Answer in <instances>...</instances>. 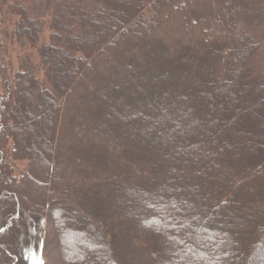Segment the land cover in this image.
Masks as SVG:
<instances>
[{
	"label": "trees",
	"instance_id": "16d2710c",
	"mask_svg": "<svg viewBox=\"0 0 264 264\" xmlns=\"http://www.w3.org/2000/svg\"><path fill=\"white\" fill-rule=\"evenodd\" d=\"M36 1L0 0V264H262L264 0Z\"/></svg>",
	"mask_w": 264,
	"mask_h": 264
},
{
	"label": "rangeland",
	"instance_id": "374dc122",
	"mask_svg": "<svg viewBox=\"0 0 264 264\" xmlns=\"http://www.w3.org/2000/svg\"><path fill=\"white\" fill-rule=\"evenodd\" d=\"M257 0H245V1H241V3L239 4H236V10L239 12L240 9H243L244 7H247L249 8L250 10H252L253 12H257L259 11L260 12V8L259 7H256L257 3H256ZM31 2H35V3H38L36 0H26V5L28 6ZM241 6V8L239 7ZM112 7H114V4H111L109 6V8L111 9ZM117 9L119 10V12H125L126 11V6L124 5H120L117 7ZM114 14V12L112 11L110 13V16H112ZM264 13H261V16H263ZM49 18L51 16H48ZM48 19V18H47ZM46 19V20H47ZM97 19V18H96ZM100 19V20H99ZM107 17H103V18H98V23L102 24L106 21ZM97 22V20H95ZM95 22V23H96ZM92 28L94 29V27L92 26ZM44 36H45V39L49 37L50 35V30H49V27H45L44 31ZM249 33H252L253 34V37L256 39L257 42H259L261 44V51L260 53H262V56H260L259 58V62L254 65L253 67H251L248 71H249V74H250V79L254 78V77H257V76H260L261 74H264V29H261V28H251L249 29ZM44 40V39H43ZM10 53H11V57L8 59V61H11L13 60V62L15 61V56L17 51L14 49V48H10ZM14 52V53H13ZM30 54L32 57V61L35 62L36 64L38 63V59H36L35 57V50L31 49L30 50ZM39 65V64H37ZM69 65H71L70 61H68L66 63L65 66L62 67V70H65V68H67ZM39 70L41 72V68L39 67ZM233 72V69L230 70V74ZM44 73L42 72L41 73V77H43ZM104 76V79H105V82H104V86H107L110 81H109V78H108V75H103ZM0 95H1V90H0ZM234 108H237V107H234ZM238 108H242V106L240 105ZM17 119H18V124L20 125V127L22 129H24V131L27 129V132H26V137H27V142L28 144L26 145L27 147L29 148H35L37 149V147H41L42 145H45V143H48V133L45 134L42 129H41V122L39 120L36 119V117H33V116H29L27 117L25 115V112H22V113H17ZM233 115V114H231ZM211 120V119H210ZM68 145H70V142H67ZM39 145V146H38ZM31 153L34 154V152L32 151ZM35 156V154H34ZM37 156H35L36 158ZM43 161L44 159L42 160H38L37 163L42 166L43 164ZM26 166H25V163H22L20 164V166H18L17 170L18 172L17 173H22L24 170H25ZM66 168V167H65ZM63 174H66L68 173V169H65V172L64 170L62 171ZM35 184L38 186V187H41V184L43 182V179H42V176H34L33 178ZM254 186L257 188H260V186L256 183V182H253ZM2 189V187H0ZM1 189H0V193H1ZM253 194H254V191H253ZM262 201H264V199H262ZM252 213H255L254 211ZM228 222H231L232 224H235L236 221L238 222V219L237 217H231L230 219H227ZM256 227V226H255ZM73 241L74 238L72 239V241H69L71 244H73ZM264 256V253L262 254ZM262 264H264V260L262 261Z\"/></svg>",
	"mask_w": 264,
	"mask_h": 264
}]
</instances>
